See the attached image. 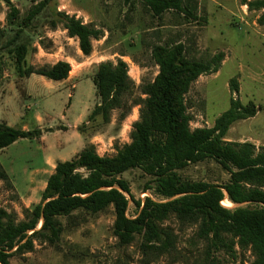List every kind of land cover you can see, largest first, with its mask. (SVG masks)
<instances>
[{"label": "trees", "instance_id": "trees-1", "mask_svg": "<svg viewBox=\"0 0 264 264\" xmlns=\"http://www.w3.org/2000/svg\"><path fill=\"white\" fill-rule=\"evenodd\" d=\"M2 1L10 14L8 30L0 34V75L7 65L6 53L21 77L39 75L56 82L69 78L72 67L66 61L43 67L27 62L30 50L22 41L23 35L42 15L49 17L52 31L62 26L69 38L77 39L86 57L92 54L93 40L103 36L95 26L58 11L57 0L34 3L22 24L16 22L20 10L11 0ZM134 1L125 0V4L132 8ZM136 1L159 19L172 11L185 20H199L195 0ZM244 1L250 10L262 11L258 23L264 25V0ZM11 33L14 35L9 37ZM6 37L9 40L3 43ZM189 48L179 40L153 44L151 58L159 68L158 75L140 86L141 96L134 100L135 84L129 77L128 64L119 59L116 64L99 65L93 82L100 103L89 115V124L78 130L87 135L110 124L116 110L123 122L133 107L140 106L139 120L130 133L131 142L117 147L114 156H101L94 145H89L71 160L59 161L41 202L33 209L25 208L23 220L14 212L0 209V264H11L15 256L34 251L37 242L58 245L66 230L63 219L71 226L78 225L87 216L110 209L115 216L113 234L121 247L140 240L141 250L147 253L174 254L178 238L165 224L175 218L182 224L198 225L197 237L206 243L207 256L220 247L231 252L238 247L251 252L253 264H264V148L224 140L235 123L255 117L260 107L232 97L230 108L212 128L191 129L186 95L201 76L220 70L224 54L198 59L190 55ZM230 89L233 93L239 91L236 78L231 79ZM41 135L40 129L28 131L0 123V150ZM209 159L229 174L230 180L224 186L186 180L179 174L190 165ZM135 169L152 178L149 189L162 201L151 197L134 199L129 182L122 176ZM0 182L15 190L1 162ZM225 200L236 207H224ZM131 201L137 210L134 218L128 215Z\"/></svg>", "mask_w": 264, "mask_h": 264}, {"label": "rangeland", "instance_id": "rangeland-1", "mask_svg": "<svg viewBox=\"0 0 264 264\" xmlns=\"http://www.w3.org/2000/svg\"><path fill=\"white\" fill-rule=\"evenodd\" d=\"M11 1L20 10L16 22L22 24L31 6L41 0ZM251 1L255 0H247ZM195 4L199 20L192 22L172 11L159 19L136 0L132 8L125 0H57L58 11L95 26L103 36L93 40L92 54L86 57L77 39L69 38L62 26L52 31L49 17L40 16L23 35L22 41L30 50L27 62L43 67L70 60V81L56 82L39 75L21 77L5 53L7 65L0 75V123L28 131L43 129L48 132L70 127L67 131L47 133L45 145L50 154L80 151L82 148L76 141L79 133L72 128L79 116L91 113L100 103L93 82L99 65L116 64L119 59L126 62L129 77L135 84L134 100L141 96L140 86L153 81L159 72L151 58L152 45L179 40L189 46L190 55L198 59L224 54L220 70L201 76L186 95L191 129L212 128L216 119L230 108L234 97L243 104L253 102L260 109L255 117L235 123L225 142H249L257 149L264 148V25L258 23L262 11L250 10L244 0H195ZM9 14V8L0 0V34L8 30ZM12 35L14 33L9 37ZM9 37L4 38L3 43ZM233 78L238 81L237 93L230 89ZM120 114L114 111L110 124L97 126V130L89 132L92 136L87 141L92 142L97 137L95 142L101 154L114 156L117 147L131 142L130 133L139 120L140 106L133 107L123 122L119 120ZM37 145V141L22 140L6 153L0 151L4 165L12 169L20 181L27 167L31 170L42 166L41 157H33ZM63 157L71 159L69 154L61 159ZM179 174L186 180L219 186L230 180L229 174L212 159L190 165ZM122 177L129 182L135 200L146 197L163 200L149 189L152 178L140 169L131 170ZM41 184L36 183L35 193L22 199L16 189L11 190L0 182V209L14 212L23 220V210L33 209L40 203ZM222 205L229 209L236 207L228 200ZM136 212L131 201L129 217L134 218ZM62 221L66 230L58 245L37 242L34 251L15 256L11 264H253L254 261L249 250L241 251L238 247L234 252L220 247L207 256L206 243L197 237L198 225L182 224L175 218L165 224L178 238L177 251L172 255L147 253L141 250L140 240L121 247L113 234L115 216L112 209L87 216L78 225Z\"/></svg>", "mask_w": 264, "mask_h": 264}, {"label": "crops", "instance_id": "crops-1", "mask_svg": "<svg viewBox=\"0 0 264 264\" xmlns=\"http://www.w3.org/2000/svg\"><path fill=\"white\" fill-rule=\"evenodd\" d=\"M54 34V33H53ZM52 37V36H51ZM61 61H66L68 63H70V60H61ZM59 62V61H57ZM57 62H55L54 64H56ZM52 64V65H54ZM68 81H70V77L65 80L62 81L63 83H68ZM96 107V106H95ZM94 110V109H93ZM92 110V111H93ZM92 113V112H91ZM87 114L82 116H79L75 125L73 126V130H76L79 135L76 138V141L78 144H80L81 146V150L78 151V149H75L74 151H63L62 153L58 154H50L48 152V149L45 145V137L47 133H59L61 131H67L70 129V127L67 128V130H62V129H57L54 130L53 132H47L43 129H40L42 131V135L39 139H33L30 141H37L39 143V145L36 146L34 152H33V157L37 158L38 156L41 157L42 159V166L41 167H37L34 169L30 168H26L25 170V176L23 178L22 181H20V179L17 177V175H15V173L12 172V169L8 168L6 165H4L3 163V157H0V162L3 165V167L5 168V170L7 171V173L9 174V176L11 177V180L14 184V187L16 189V191L18 192L19 196L24 199V198H28L30 196V194L35 193V184L36 183H42L40 186V192L43 193V191L46 188L47 185V181L49 179V177L54 173L56 164L59 161H68L66 160V157H63L64 159H61L62 156H67L68 154L71 156V159L74 158L78 153H80L84 148H86L89 145H94L96 147V150L98 152L99 155L101 156H107L104 154H101L98 149H97V143L95 142L97 140V137L94 138V140L91 141H87L88 138H90L92 136V134L89 135V133L87 135L81 134V132L78 130V128L80 126H82L83 124H89L88 122V117L91 114ZM22 140H28V139H22ZM22 140L17 141L16 143H14L13 145H11L10 147L0 150L3 154L6 153L10 148L14 147L15 145H18ZM63 146V145H61ZM70 159V160H71ZM34 185V187H32ZM33 190V191H32ZM41 202V201H40Z\"/></svg>", "mask_w": 264, "mask_h": 264}, {"label": "water", "instance_id": "water-1", "mask_svg": "<svg viewBox=\"0 0 264 264\" xmlns=\"http://www.w3.org/2000/svg\"><path fill=\"white\" fill-rule=\"evenodd\" d=\"M40 227H41V226H40ZM40 227H39V228H40Z\"/></svg>", "mask_w": 264, "mask_h": 264}]
</instances>
